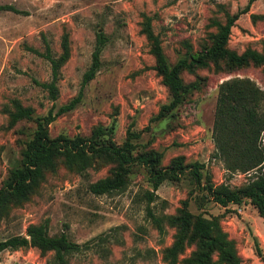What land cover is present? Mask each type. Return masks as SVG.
<instances>
[{
    "label": "rangeland",
    "instance_id": "obj_1",
    "mask_svg": "<svg viewBox=\"0 0 264 264\" xmlns=\"http://www.w3.org/2000/svg\"><path fill=\"white\" fill-rule=\"evenodd\" d=\"M246 3L247 0H0V5L14 7L0 9V182L20 155L24 132L33 127L30 119L8 124L7 108L13 105V98L31 105L37 113L52 106L56 109L70 99L90 64L97 32L107 38L100 69L84 86L82 100L48 124L52 136L60 132L88 134L92 126L107 123L114 116V138L121 142L131 121L132 127H141L167 101L166 89L153 67L150 44L140 31L143 15H151L153 30L162 39L169 61L174 62L183 52L185 40L198 48L207 33L214 30L207 26L208 18H222L220 5L234 13ZM251 4L250 11L240 15L231 28L229 47L237 52L247 47L264 51V0ZM252 12L262 16L253 21ZM64 31L69 33L70 57L61 67L57 98L50 99L35 82L50 79V64L33 49L44 52L49 41L52 54L58 55ZM198 73L206 74L207 82L181 105L179 124L154 133L149 146L162 151V164L171 155L182 153L185 161L203 162L215 183L236 186L264 171V130L260 135V163L251 169L228 170L213 154L211 126L216 87L239 76L251 78L264 91V72L250 66L229 73L207 69ZM182 76L184 81L194 78L184 71ZM150 137L148 129L142 131V140ZM106 172L107 165L90 167L83 174L58 165L28 200L13 205L1 218L0 237L24 233L27 223L44 219L50 234L64 229L72 239L89 242L80 251L68 254L69 264H168L161 259L160 251L171 241L172 227L165 225L163 234L158 233L147 215V203L156 214L173 211L193 189L190 177L163 181L155 190V199L147 202L143 190L150 189V185L144 167L138 166L131 173L122 190L90 192L87 182ZM194 194L192 190L189 208L197 212L200 196L197 194L195 200ZM201 210L223 214L220 225L235 240L241 264H264V219L249 199L227 206L206 199ZM100 235L104 237L100 239ZM38 249L35 245L1 249L0 264H54L51 251ZM189 251L190 247L180 256Z\"/></svg>",
    "mask_w": 264,
    "mask_h": 264
},
{
    "label": "trees",
    "instance_id": "obj_2",
    "mask_svg": "<svg viewBox=\"0 0 264 264\" xmlns=\"http://www.w3.org/2000/svg\"><path fill=\"white\" fill-rule=\"evenodd\" d=\"M252 1L255 0H247L246 5L234 13L220 5V11L224 13L222 18H208L207 26L214 30L207 33L198 48L185 40L184 50L174 62L169 61L163 50L162 39L153 30L151 15H143L140 31L150 44L149 51L154 58L153 67L166 89L167 101L161 103L158 110L148 116L147 122L141 127H132L131 121L121 142H116L114 138V116L107 123L92 126L88 134L60 132L52 136L48 131V124L58 114L67 112L82 100L84 86L99 71L101 53L107 43L103 32L96 33L97 41L91 53L90 64L79 81L76 93L66 102L56 109L52 106L43 113H37L31 105L13 98V105L7 108L8 124L30 119L33 127L31 131L24 132L26 137L22 139L20 155L0 182V220L10 212L13 205L28 200L40 182L49 172H54L58 165L80 174L90 167L100 168L107 165L104 175L87 182L88 190L95 194L124 189L129 183L131 173L138 166H142L146 170L150 185V189L143 190L147 202L155 199V190L160 183L169 179L179 180L184 175H188L194 183L192 190L196 194L193 199L197 194L200 196V210L197 212L189 208L192 190L169 213L156 214L147 203V215L158 233L163 234L165 225L172 227V239L160 251L163 261L168 264H241L235 240L220 225L223 214L205 213L201 208L206 199H213L222 206L239 204L249 199L264 219V171L236 186H230L227 182L215 183L203 162L185 161L182 153H175L162 164V151L149 144L154 133L168 131L179 124L181 105L188 102L194 92L201 91L207 82V75L199 74V70L229 73L252 66L260 67L264 72V51L247 47L237 52L229 47L231 28L240 15L250 11ZM0 9L14 7L0 5ZM261 16L252 12L250 18L255 21ZM61 38V51L58 55L52 54L49 41H46L44 52L33 49L48 59L50 64V79L35 81L47 91L50 99L57 98V80L61 75V67L70 57L69 33L64 31ZM183 71L193 74L194 78L184 81ZM147 129L151 137L142 140V131ZM211 130L215 144L213 154L221 159L228 170L256 167L262 158L260 135L264 130V91L249 77L237 76L217 84ZM103 237L104 235L99 236L100 239ZM88 244V241L80 243L72 239L64 229L50 234L44 219L27 223L24 233L0 237V250L35 245L40 252L51 251L50 260L54 264H69L68 254L80 251ZM188 247L190 251L180 256ZM256 252L260 256L258 245Z\"/></svg>",
    "mask_w": 264,
    "mask_h": 264
},
{
    "label": "built area",
    "instance_id": "obj_3",
    "mask_svg": "<svg viewBox=\"0 0 264 264\" xmlns=\"http://www.w3.org/2000/svg\"><path fill=\"white\" fill-rule=\"evenodd\" d=\"M263 144H264V138H263Z\"/></svg>",
    "mask_w": 264,
    "mask_h": 264
}]
</instances>
